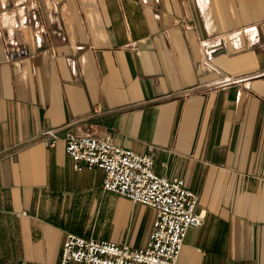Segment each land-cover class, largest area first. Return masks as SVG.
Masks as SVG:
<instances>
[{
    "label": "crops",
    "instance_id": "0c3cea01",
    "mask_svg": "<svg viewBox=\"0 0 264 264\" xmlns=\"http://www.w3.org/2000/svg\"><path fill=\"white\" fill-rule=\"evenodd\" d=\"M13 46L29 55L8 61ZM45 129L57 130L52 147ZM66 131L148 152L157 174L196 195L203 222L187 229L179 264H264V0H0L11 264H59L65 233L93 235L99 209L127 231L148 210L147 241L155 211L103 193L100 169L74 171ZM82 211L89 223L72 228Z\"/></svg>",
    "mask_w": 264,
    "mask_h": 264
},
{
    "label": "built area",
    "instance_id": "2783aa9c",
    "mask_svg": "<svg viewBox=\"0 0 264 264\" xmlns=\"http://www.w3.org/2000/svg\"><path fill=\"white\" fill-rule=\"evenodd\" d=\"M28 55L27 49L13 46L7 51V60ZM57 138L56 129L40 133L46 146H54ZM63 140L74 171L100 169L103 193L148 206L155 211V217L146 244L141 248L68 231L59 264H179L187 229L200 227L203 222V215L195 211L197 197L185 187L184 181L157 174L148 152L137 153L117 146L108 137L77 136L66 131ZM150 149L148 145L147 150Z\"/></svg>",
    "mask_w": 264,
    "mask_h": 264
},
{
    "label": "rangeland",
    "instance_id": "374dc122",
    "mask_svg": "<svg viewBox=\"0 0 264 264\" xmlns=\"http://www.w3.org/2000/svg\"><path fill=\"white\" fill-rule=\"evenodd\" d=\"M179 20H175V22ZM178 24V23H177ZM148 207V206H147ZM103 212V214L101 213ZM102 214V215H101ZM138 216H137V221L138 217L140 216V219L138 222H134L133 226L128 227L127 231V226L123 227L122 229L120 227H114L108 226L107 223L104 222V209H99L98 213L96 215L95 220H92L91 229H93V235L94 237H97L99 239H109L115 242H120V243H125L128 246L132 248H141L145 246V241L143 239V233L146 228L147 224V218L150 216V212L148 210H144L143 212L141 210L138 211ZM84 211H82L79 215L74 217L75 223H78V227L76 225L72 226V228H85L86 225L89 223V221L86 219ZM101 218V219H100ZM129 230H131L129 232ZM129 233V234H128ZM18 245L16 241L12 242H2L0 243V262L6 263V264H11L15 263L16 258L12 257H6V250L10 249H15L18 250ZM60 255V253H59ZM19 263V262H18ZM71 264H77V263H71Z\"/></svg>",
    "mask_w": 264,
    "mask_h": 264
}]
</instances>
